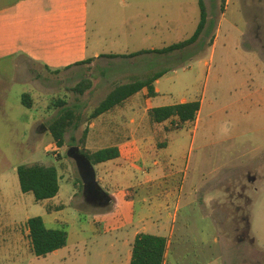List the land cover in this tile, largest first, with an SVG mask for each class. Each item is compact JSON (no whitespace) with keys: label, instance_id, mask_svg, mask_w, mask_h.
<instances>
[{"label":"crops","instance_id":"crops-1","mask_svg":"<svg viewBox=\"0 0 264 264\" xmlns=\"http://www.w3.org/2000/svg\"><path fill=\"white\" fill-rule=\"evenodd\" d=\"M122 1L125 4V0ZM171 1L173 4V0ZM221 2L223 12L229 0ZM90 4V0L0 2V66L10 64L15 70L22 69L23 81L30 85V91L26 92L30 96L34 93L33 90L39 89L41 92L48 87L47 84L52 79H45V75L53 76L55 80L65 81L70 78L79 82L84 78L83 75L80 77V74L90 70L85 78H91L92 84L84 93L92 92L103 84V80L93 77L92 70L97 66H108L110 59L119 56L110 55L117 53L102 51L97 42L94 45L89 43ZM210 18L209 13L206 19ZM241 36L244 45L225 46L216 56V39L209 38L205 43L204 32L197 40L199 42L188 46L189 50L196 51L197 47L202 45L203 49L199 53L205 55L209 50L208 59L204 58L202 62L209 69L199 99L182 95L174 101L153 104L154 99L165 93H162L159 84L161 79L169 77L175 71L174 67H170L164 69L154 80L153 96H150L144 87L119 106L85 123H82L79 111L76 112L77 119L67 131L80 129L83 132L87 128L85 141L82 144L80 138L75 140L72 135L68 140L65 133L63 145L72 140L76 142L73 147L79 149L95 151L115 147L118 150L117 157L91 164V198L94 203L101 206L105 204L107 210H110L108 205L116 204L114 199L111 200L104 185L106 177L117 173L126 179L137 169L146 173L142 182L130 184L128 190L123 193L128 207L117 215V231L109 236L111 251H114L119 264H129L132 243L139 233H151L167 239L163 264H208L213 254L206 233L210 225L217 231L221 230L223 234L227 229H234L236 233L238 228L239 236L242 235L244 198L249 201L250 196L264 193V174L259 175L251 167H242L244 156L248 157V162H251L250 156L262 155L264 158V138L260 144H249L251 152L244 154L240 151L242 142H237V131L243 112L264 113V106L256 110L259 100L264 104V45L259 43L258 32H244ZM167 45L169 44L164 46ZM155 49L159 48L152 46L147 49L152 51L129 57L146 55L149 60H172L175 50L168 52L169 54L165 53L166 57L156 58L154 54L159 52L153 51ZM86 60L90 61L85 62ZM224 66L230 69L225 78L221 69ZM212 67L215 69L213 76ZM3 84L4 80L0 79V85ZM166 93H169L170 100H173L172 93ZM224 96H232V101L228 104L222 103ZM195 100L199 101L195 118L185 122L191 123L193 128L186 131L190 134L186 135V140L183 138L182 147H179V133L176 136L168 134L176 128L177 119L171 117L162 122H153L148 112L153 107ZM58 111L59 107L35 121L32 131L41 136L46 133L50 135L48 126ZM225 119L235 124L222 129L217 127L218 123ZM200 122L202 134L198 136ZM52 143L55 146L53 139ZM6 170L0 168L1 178ZM57 170L59 175L58 167ZM243 176L247 182L245 185L242 184ZM138 202L141 205L135 208ZM63 209L61 204L52 207L47 204V215L45 218L41 217L46 227L64 228L68 237L66 223H52L62 217ZM99 210L101 213L102 208ZM194 219L204 223L203 226L196 227L193 224ZM27 220L21 236L18 232H10L9 237L15 243L20 241L19 243L29 244L31 249ZM180 220L181 227L176 232ZM193 228L198 232L194 239L190 237ZM94 232L99 231L95 228ZM213 241L217 242V239L214 238ZM251 242L252 256L256 254V249L252 240ZM224 243L225 246H221L219 254L225 261L224 264H229L232 260L227 257L226 242ZM235 264L242 262L240 260Z\"/></svg>","mask_w":264,"mask_h":264},{"label":"rangeland","instance_id":"rangeland-1","mask_svg":"<svg viewBox=\"0 0 264 264\" xmlns=\"http://www.w3.org/2000/svg\"><path fill=\"white\" fill-rule=\"evenodd\" d=\"M2 1L4 0H0ZM90 1L89 43L94 45L97 42L102 51L119 54V58L109 60L108 66H97L92 70L94 78L103 80V84L92 92L77 94L72 87L78 80L70 78L65 81L55 80V77L45 75V79H52L47 84V90L41 92L39 89L33 90L34 93L31 94L33 106L27 108L20 102L21 95L30 91V85L23 81L22 69L15 70L10 64L0 66V79L4 80L3 86L0 85V168L7 169L3 177H0V264H119L114 251H111L109 236L117 231L115 230L117 215L128 207V201L123 197V193L128 190L130 184L142 182L146 173L137 169L126 179L117 173L106 177L104 185L111 200L114 199L116 204L108 205L110 210H107L105 204L101 206L94 203L91 198L90 165L79 154V148L73 147L76 142L70 140L58 149L53 145L49 133L41 136L32 131L35 121L58 108L51 105L56 97L62 98L68 107L76 108L82 123H85L90 119L91 111L114 86L146 79L170 67H174L175 71L169 77L161 79L159 84L160 90L165 93L154 99L153 104L174 101L182 95L196 99L202 95L209 69L202 64L203 59H208L209 54V50L207 55L199 53L203 49L202 45H199L196 51L189 50L190 47L177 52L175 50L172 60L156 61L147 59L146 55L132 58L128 55L152 46L160 48L192 35L200 17L197 0H173V4L171 0H125V4L122 0ZM203 3L206 16L208 17L209 13L211 15L209 20L206 19L203 31L206 37L203 40L207 43L209 38L215 37V56L225 46L244 45L241 40V34L244 32H258L259 43L264 45V0H229L223 12L221 0H203ZM154 56L158 58L167 55L157 53ZM221 69L224 78L228 76L230 69L226 66ZM214 70L212 67L211 76ZM89 71L80 74V77L83 75L85 78L89 75ZM167 91L172 93L173 100H170ZM230 101L232 96H224L222 103L228 104ZM258 104L256 110L264 106L262 100H259ZM201 122L198 136L202 134ZM233 124L235 123L225 119L219 122L217 127L222 129ZM263 127L264 113L243 112L237 131V142L243 144L241 154L251 152L249 144L263 142L261 141L264 138ZM192 128L191 123H184L168 134L176 136L179 133L178 143L179 147H182L183 138L186 140L190 134L186 131ZM81 133L80 129L69 130L66 132V138L69 140V136L72 135L77 140ZM250 157L251 162L247 161L248 157H243L242 167L244 169L251 167L259 175H263L262 155ZM35 162L55 165L59 168L60 188L57 195L51 199L36 201L31 192L24 193L20 190L16 173L17 165ZM248 163L251 165L249 166ZM242 184H247L245 177L242 178ZM47 204L51 207L59 204L63 206L62 217L52 223L53 225L66 223L68 237L62 248L46 256H36L29 244L13 242L9 233L18 232L21 236L27 218L36 215L45 218ZM140 205L141 203H136L135 208ZM101 208L103 215L99 210ZM242 212L248 219V234L244 220L243 233L240 236L238 228L236 233L234 229H227L224 234L211 225L207 229V239L211 243L213 253L208 264L225 263L219 254L221 246H225L224 242H226L227 257L232 260L229 264H235L240 260L242 264H264V193L250 196L249 201L244 198ZM193 221L196 227L204 224L197 219ZM180 227L181 220L177 224L176 232ZM95 228L98 229V233L94 232ZM190 232V237L194 239L198 233L196 228ZM214 238L217 242L213 241ZM250 239L256 249V254L252 256L253 244Z\"/></svg>","mask_w":264,"mask_h":264},{"label":"trees","instance_id":"trees-1","mask_svg":"<svg viewBox=\"0 0 264 264\" xmlns=\"http://www.w3.org/2000/svg\"><path fill=\"white\" fill-rule=\"evenodd\" d=\"M224 2V0H223ZM200 8V17L195 31L189 37L163 46L162 48L153 51L159 53H168L172 50H180L188 47L189 45L197 42L199 37L204 31L206 24V8L203 0H198ZM223 6V5H222ZM223 9V8H222ZM152 50L142 49L132 53L129 56H135L143 52ZM119 55V54H110ZM90 60H86L88 62ZM163 72H156L146 79H140L132 82L122 83L114 86L105 98L91 111L89 114L90 119L95 118L99 114L106 112L122 102L129 96L140 91L142 88H147L150 96L154 95L153 82ZM92 81L90 78H83L77 82L72 90L77 94H83L91 87ZM21 103L27 108L32 105L31 96L29 93L21 95ZM54 107H59V111L50 122L48 130L54 141L55 147L63 146L65 142V133L77 119L76 108H71L66 105V102L56 97L51 104ZM199 109V102L187 101L175 103L171 105L153 107L149 110L148 114L153 122H162L168 118L175 117L177 119L176 129L182 126L187 121L195 118ZM87 128H85L80 137V142L83 144L85 141ZM79 153L83 155L90 164H97L118 156V150L115 147H105L95 151L88 149H79ZM16 173L20 190L24 193L31 192L36 201L50 199L54 197L59 191V175L55 165H44L41 163L19 164L16 167ZM49 210V208H47ZM247 228L249 230L248 219L242 216ZM244 222L242 226L244 227ZM27 227L29 230V239L32 252L36 256H46L47 254L62 248L66 244L67 232L64 228H48L43 222L41 216H32L27 220ZM243 233V229H242ZM167 239L160 235L151 233H139L133 240L131 247V256L129 264H163L165 259Z\"/></svg>","mask_w":264,"mask_h":264},{"label":"water","instance_id":"water-1","mask_svg":"<svg viewBox=\"0 0 264 264\" xmlns=\"http://www.w3.org/2000/svg\"><path fill=\"white\" fill-rule=\"evenodd\" d=\"M80 154V153H79ZM81 156H83V155H81ZM84 157V156H83ZM85 158V157H84ZM86 159V158H85ZM86 161H87V163H89V165H90V167H91V164H90V162L86 159ZM77 162H78V160H77ZM79 164V163H78ZM80 167V166H79ZM80 171H81V169H80ZM89 171H90V168H89ZM82 172V171H81ZM82 176H83V174H82ZM90 176H91V171H90Z\"/></svg>","mask_w":264,"mask_h":264}]
</instances>
